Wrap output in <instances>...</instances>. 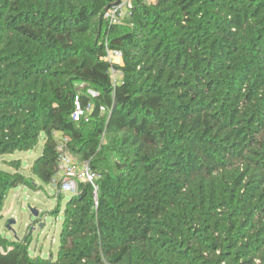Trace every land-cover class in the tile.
Returning a JSON list of instances; mask_svg holds the SVG:
<instances>
[{"label": "trees", "instance_id": "obj_1", "mask_svg": "<svg viewBox=\"0 0 264 264\" xmlns=\"http://www.w3.org/2000/svg\"><path fill=\"white\" fill-rule=\"evenodd\" d=\"M114 2L0 0V154L43 136L32 177L0 169V212L9 189L49 185L55 133L95 176L64 204L55 257L0 233V264H264V0H133L109 25Z\"/></svg>", "mask_w": 264, "mask_h": 264}, {"label": "rangeland", "instance_id": "obj_2", "mask_svg": "<svg viewBox=\"0 0 264 264\" xmlns=\"http://www.w3.org/2000/svg\"><path fill=\"white\" fill-rule=\"evenodd\" d=\"M43 136L34 149L29 151L16 150L13 153L0 154V169L11 170L8 162L20 161V172L32 177L30 171L33 160L40 155ZM35 188L18 186L9 189L0 212V233L12 240H22L30 236L29 253L33 256H56L58 234L62 221V212L69 194L65 193L61 202V210L55 208V191L50 185L40 186L34 178ZM36 211V215L32 213ZM55 214H57L55 216ZM10 221H13L9 223ZM10 226L9 228L7 226Z\"/></svg>", "mask_w": 264, "mask_h": 264}, {"label": "built area", "instance_id": "obj_3", "mask_svg": "<svg viewBox=\"0 0 264 264\" xmlns=\"http://www.w3.org/2000/svg\"><path fill=\"white\" fill-rule=\"evenodd\" d=\"M154 0H142L145 4H151ZM133 0H115L102 12V19L109 25L121 24L126 16L130 14ZM109 65V74L113 87L119 82L120 72L114 65L122 63L121 52L118 49H113L105 44V53L102 56ZM87 93L90 96L98 95L93 89H88ZM74 111L72 114L73 121H88L89 114L92 111V104L87 103L82 105L78 96H75ZM106 109L103 105L99 106V111L104 112ZM57 138V171L51 178L49 185L53 187L56 197L59 193L71 194L77 191L79 182H89L94 185L93 175L88 161H80L75 159L67 149L69 137L66 134L55 133ZM96 189V186H95Z\"/></svg>", "mask_w": 264, "mask_h": 264}, {"label": "water", "instance_id": "obj_4", "mask_svg": "<svg viewBox=\"0 0 264 264\" xmlns=\"http://www.w3.org/2000/svg\"><path fill=\"white\" fill-rule=\"evenodd\" d=\"M114 3H115V2H114ZM111 110H112V108H111ZM111 110H110V111H111ZM68 200H70V198H68ZM32 213H33L34 215L37 214L36 211H33V210H32ZM11 222H13V221H10L9 223H11ZM7 227L9 228L10 226L8 225Z\"/></svg>", "mask_w": 264, "mask_h": 264}]
</instances>
